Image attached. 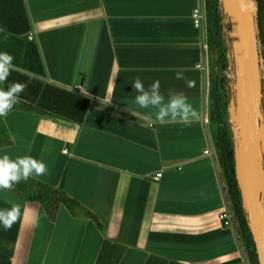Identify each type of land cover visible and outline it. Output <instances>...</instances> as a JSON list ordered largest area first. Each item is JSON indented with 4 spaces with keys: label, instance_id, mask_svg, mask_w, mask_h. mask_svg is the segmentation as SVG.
<instances>
[{
    "label": "crops",
    "instance_id": "0c3cea01",
    "mask_svg": "<svg viewBox=\"0 0 264 264\" xmlns=\"http://www.w3.org/2000/svg\"><path fill=\"white\" fill-rule=\"evenodd\" d=\"M21 2L34 79L88 103L78 122L23 107L0 117V156L42 160L48 173L31 179L59 194L44 207L17 185L0 191V209L20 206L12 228L0 226V264H251L235 225L217 218L204 31L190 18L202 0ZM137 76L145 88L159 80L166 99L184 92L200 120H147L154 109L135 103Z\"/></svg>",
    "mask_w": 264,
    "mask_h": 264
},
{
    "label": "trees",
    "instance_id": "16d2710c",
    "mask_svg": "<svg viewBox=\"0 0 264 264\" xmlns=\"http://www.w3.org/2000/svg\"><path fill=\"white\" fill-rule=\"evenodd\" d=\"M205 4H208V16H210L213 25H216L217 30H219L218 35H220V32L221 35H224L221 40L220 36L217 37V63L219 69H222L226 66L227 62L226 52L228 50L231 51L228 35L226 36L225 33L226 30L229 31L228 21L225 14L221 10V4L218 0H205ZM0 25L5 26L8 32L12 33L11 38L7 41L3 40L2 34L0 35V52H7L8 48H10V42L13 39L26 40L24 34L28 30V25L21 0H0ZM255 27L258 30V49L260 58L262 59L264 72V7L261 9V15L256 19ZM217 30H214L213 28L215 35L218 33ZM223 40L226 41L227 46ZM26 44H28L29 47H31V49L34 51L33 53L36 60L31 66L33 69L31 72L40 75V62L33 43L32 41L28 40V43ZM28 89L34 98V104L33 106H28V104H26V107L23 108H32L40 113H47L49 115L74 122H78L82 118L88 103L86 98L78 94L58 88L48 83H43L34 78L29 80ZM261 93L262 95L264 93L263 84L261 85ZM221 95L223 96V102L218 104V101H221ZM209 97L211 99V105L214 107V111L220 109V113L222 114L224 105L227 104V96L225 91L222 90V93L219 94V92H216V88L212 86L209 88ZM261 105L262 104H260L259 109H261ZM21 106L24 105L21 103V105L15 107ZM212 133L213 135L211 134V136L214 143L215 152L222 168L225 182L228 186V194L231 198L232 207L236 217V232L238 233L239 238L241 239L246 250L248 249L247 251L250 263L257 264L253 244L247 228L246 215L241 208L238 191L234 180L232 154L233 146L230 142V131L227 130L225 125H222L220 127H214V131ZM262 141L264 142V128L262 131ZM262 168L264 169V158L262 160ZM27 186H33L37 189L36 193H26L27 197L39 201L44 207L50 204L52 201L47 198L48 194H54L53 196L56 195L57 197L59 195L58 192L51 190L46 186L33 181L32 179H29L27 182L22 181L19 183V185H17V187L22 191L25 190ZM68 201L69 203H73L71 200Z\"/></svg>",
    "mask_w": 264,
    "mask_h": 264
},
{
    "label": "water",
    "instance_id": "95a60500",
    "mask_svg": "<svg viewBox=\"0 0 264 264\" xmlns=\"http://www.w3.org/2000/svg\"><path fill=\"white\" fill-rule=\"evenodd\" d=\"M228 25V40L235 62L241 93L237 128L241 131L240 142L233 144V174L241 208L246 215L247 228L253 244L256 263L264 264V222L260 205V177L262 168V131L264 124L259 118L261 104V74L258 56V39L253 13L246 0H218ZM237 32L239 42L236 41ZM244 120L242 128L240 123ZM246 144L245 162L239 148Z\"/></svg>",
    "mask_w": 264,
    "mask_h": 264
},
{
    "label": "clouds",
    "instance_id": "9594fccd",
    "mask_svg": "<svg viewBox=\"0 0 264 264\" xmlns=\"http://www.w3.org/2000/svg\"><path fill=\"white\" fill-rule=\"evenodd\" d=\"M3 40L11 38L12 33L0 25ZM14 57L7 52H0V85L6 84L15 68ZM176 79L184 80L189 87L193 82L184 75V70H175ZM26 83L13 82L7 88L0 87V117L6 118L13 108L20 103L21 93L27 88ZM132 88L137 95L135 103L141 109H154L148 113L146 119L161 126L173 123L190 126L193 121H199L201 114L188 102L184 92L169 91L167 99L160 91V81L155 80L145 88L142 79L137 76L132 82ZM89 93L84 94L87 96ZM44 150H47L45 146ZM48 173L47 165L31 155L18 156L15 159L5 154L0 156V191H13L20 182H27L33 177H40ZM34 219L38 217L33 213ZM20 216V206L12 204L11 208L0 209V226L4 231L12 228Z\"/></svg>",
    "mask_w": 264,
    "mask_h": 264
},
{
    "label": "rangeland",
    "instance_id": "374dc122",
    "mask_svg": "<svg viewBox=\"0 0 264 264\" xmlns=\"http://www.w3.org/2000/svg\"><path fill=\"white\" fill-rule=\"evenodd\" d=\"M246 4L248 6V9L253 13L254 20L256 22V19L261 15V9L264 7V0H246ZM202 12H203V19H202V28L204 31V43H205V50H206V69L208 73L209 79V88L215 87L216 92L222 93V90L225 91L227 96V104L224 105V109L222 114L220 113L221 110H215L214 107L211 105L210 108V118L212 119L213 124L215 125V128L218 126L225 125L227 130L230 131V142L233 146L235 143L236 145L239 144L240 138H237L236 135V129L234 125V112L236 109V103L237 99L235 98V94L238 92L236 89L239 87V78L236 73V67L235 62L232 58L231 51L228 50L226 52L227 54V62L226 66L222 69H219L218 63H217V37L220 36V40L224 35L219 34V30H217L216 25L214 26L212 23V20L210 16H208V4H205V0H202L201 4ZM214 30H217L218 33L216 35L213 32ZM226 36L229 34V31H225ZM257 37H258V30L256 29ZM225 45L227 46V43L225 40H223ZM28 40H22V39H13L10 42V48H8L7 53H9L11 56L14 57V65L15 68L12 71L11 75L8 78V81L6 84L0 85V87L7 88L8 84H11L13 82H19V83H26L28 86L27 88L21 93L20 96V103L18 105H24L21 107H26L25 105L28 104V106H33L34 98L29 92V80L35 78V73L31 72L33 71L32 65L35 63V57H34V51L29 47ZM259 46V42H258ZM258 56H259V63H260V74H261V85L264 86V72H263V64L262 59L259 55V49H258ZM30 61V62H29ZM38 80V79H37ZM211 80V81H210ZM238 90V89H237ZM223 102V96L221 95V101H218V104H221ZM261 109H259V118L261 122H264V93L262 95L261 93ZM218 107V106H217ZM217 118V120H216ZM214 129L212 130V132ZM213 135V133H212ZM241 137V136H240ZM238 141V142H237ZM214 144V143H213ZM262 152H263V158H264V142L262 141ZM217 156V155H216ZM244 156V154H243ZM246 159V158H245ZM218 161V158H217ZM245 162V161H244ZM218 164L220 166V163L218 161ZM221 172H222V182L224 186L227 188V183L225 182V178L223 176V171L220 166ZM261 175L264 177V169H260ZM264 185V183H263ZM262 185V191L264 190V186ZM26 192L29 194L36 193L37 189L33 186H27ZM54 194H48L47 198L54 201L58 199V197ZM231 200V198H230ZM260 205L264 217V198H261L260 194ZM236 221V217H235ZM234 225L236 226V222H234ZM244 246V245H243ZM245 248V246H244ZM246 250V248H245ZM248 250V249H247ZM246 250V251H247ZM248 256V251H247Z\"/></svg>",
    "mask_w": 264,
    "mask_h": 264
},
{
    "label": "built area",
    "instance_id": "2783aa9c",
    "mask_svg": "<svg viewBox=\"0 0 264 264\" xmlns=\"http://www.w3.org/2000/svg\"><path fill=\"white\" fill-rule=\"evenodd\" d=\"M190 18L192 21L193 26L195 27H200L202 26V19H203V12H202V8L199 6H195L191 9L190 12ZM26 36L28 39H31V33L27 32ZM73 89L80 91L81 90V86L79 84L75 85L73 87ZM65 150V149H64ZM204 153H208L207 150L203 151ZM159 175V173H157L155 175V177H157ZM223 184V182H222ZM223 206L222 208L218 211L217 213V218L220 221V223L223 226H232L235 222V213L232 207V203L230 200V196L228 194V190L227 188L224 186L223 184Z\"/></svg>",
    "mask_w": 264,
    "mask_h": 264
},
{
    "label": "bare ground",
    "instance_id": "6f19581e",
    "mask_svg": "<svg viewBox=\"0 0 264 264\" xmlns=\"http://www.w3.org/2000/svg\"><path fill=\"white\" fill-rule=\"evenodd\" d=\"M236 41L239 42V33L237 32V36H236ZM240 79V77H238ZM238 89V90H237ZM236 89V91L240 92L241 93V88L240 86ZM240 98L237 100V103H236V109H235V112H234V125H235V129H236V135L238 136L237 138H240L241 136V131L237 128V119H238V114H239V108H240ZM243 122L244 120H242V122L240 123V127L242 128V125H243ZM238 142V141H237ZM245 147H246V144L244 143L240 148H239V151H240V157L242 160L245 161V155L243 156L244 154V150H245ZM259 177H260V194H261V198H264V190L262 191V185L264 183V177L261 175V172L259 171L258 173ZM264 186V185H263ZM261 210H263L261 208ZM263 222H264V217H263ZM263 231H264V228H263ZM264 235V234H263Z\"/></svg>",
    "mask_w": 264,
    "mask_h": 264
}]
</instances>
